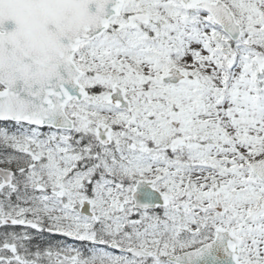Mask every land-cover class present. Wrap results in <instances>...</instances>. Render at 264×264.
<instances>
[{"label":"snow or ice","instance_id":"obj_1","mask_svg":"<svg viewBox=\"0 0 264 264\" xmlns=\"http://www.w3.org/2000/svg\"><path fill=\"white\" fill-rule=\"evenodd\" d=\"M0 264H264V0H0Z\"/></svg>","mask_w":264,"mask_h":264}]
</instances>
